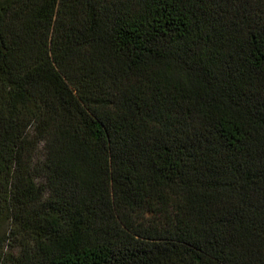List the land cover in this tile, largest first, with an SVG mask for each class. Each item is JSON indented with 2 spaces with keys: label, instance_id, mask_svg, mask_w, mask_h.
Segmentation results:
<instances>
[{
  "label": "trees",
  "instance_id": "trees-1",
  "mask_svg": "<svg viewBox=\"0 0 264 264\" xmlns=\"http://www.w3.org/2000/svg\"><path fill=\"white\" fill-rule=\"evenodd\" d=\"M6 222L0 264H264V0H0Z\"/></svg>",
  "mask_w": 264,
  "mask_h": 264
},
{
  "label": "rangeland",
  "instance_id": "rangeland-1",
  "mask_svg": "<svg viewBox=\"0 0 264 264\" xmlns=\"http://www.w3.org/2000/svg\"><path fill=\"white\" fill-rule=\"evenodd\" d=\"M14 229V226L13 224L11 225L9 222H6V223H2L0 225V234L2 235H5V237H8V236H11L10 233H11V230ZM10 246H5V251L7 253H16L17 252V240L13 237H11V241H10Z\"/></svg>",
  "mask_w": 264,
  "mask_h": 264
}]
</instances>
